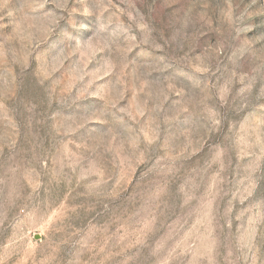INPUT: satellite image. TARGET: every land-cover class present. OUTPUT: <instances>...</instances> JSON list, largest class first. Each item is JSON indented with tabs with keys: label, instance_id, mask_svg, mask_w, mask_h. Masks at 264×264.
Wrapping results in <instances>:
<instances>
[{
	"label": "rangeland",
	"instance_id": "374dc122",
	"mask_svg": "<svg viewBox=\"0 0 264 264\" xmlns=\"http://www.w3.org/2000/svg\"><path fill=\"white\" fill-rule=\"evenodd\" d=\"M0 264H264V0H0Z\"/></svg>",
	"mask_w": 264,
	"mask_h": 264
}]
</instances>
